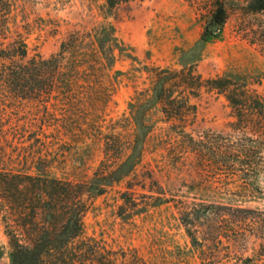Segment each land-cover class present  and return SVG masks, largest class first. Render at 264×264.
I'll return each mask as SVG.
<instances>
[{"label":"rangeland","instance_id":"rangeland-1","mask_svg":"<svg viewBox=\"0 0 264 264\" xmlns=\"http://www.w3.org/2000/svg\"><path fill=\"white\" fill-rule=\"evenodd\" d=\"M6 1L29 56L78 42L48 98H1L0 180L10 177L0 191V264H10L9 232L44 220L15 176L36 175L41 158L49 177L89 183L100 162L114 170L131 154L138 126L147 135L133 166L101 195L83 196L79 240L96 262L199 264L184 224L200 204L264 210V11L218 0L226 20L212 31L217 0ZM217 77L240 107L208 88ZM159 80L167 115L154 95Z\"/></svg>","mask_w":264,"mask_h":264},{"label":"trees","instance_id":"trees-1","mask_svg":"<svg viewBox=\"0 0 264 264\" xmlns=\"http://www.w3.org/2000/svg\"><path fill=\"white\" fill-rule=\"evenodd\" d=\"M129 1L133 0H106L110 8ZM247 9L253 13L264 11V0H249ZM225 20V7L217 0L210 22L221 26ZM12 25L9 4L0 0V104L1 98L13 102L48 98L55 84L64 80L62 61L66 54L76 53L78 39L73 37L70 43L64 42L58 54L50 58L29 56L23 35ZM159 81L160 84L154 87V95L167 115L166 99L163 98L165 88ZM206 83L210 90L223 95L230 104L241 106L228 92V80L217 77ZM137 132L138 139L131 147V154L114 170L109 169L108 160L100 162L89 183L74 185L49 177L41 168V158L35 162L36 175L15 176L25 180L19 184L18 190L26 202L35 200L39 203V213L44 220L39 218V221L23 223L20 236L16 231L9 232L10 264H114L109 258L96 262L98 252L79 240L86 209L83 196L101 195L106 186L127 172L126 167L133 166L141 154L139 138L147 135L139 126ZM1 177L0 191L8 192L10 176L2 174ZM191 215V222L184 225L199 264H264V210L216 202L200 204ZM57 216L62 219L58 227L55 225Z\"/></svg>","mask_w":264,"mask_h":264},{"label":"water","instance_id":"water-1","mask_svg":"<svg viewBox=\"0 0 264 264\" xmlns=\"http://www.w3.org/2000/svg\"><path fill=\"white\" fill-rule=\"evenodd\" d=\"M217 29V26L216 25H213L212 27H211V30L212 31H215Z\"/></svg>","mask_w":264,"mask_h":264}]
</instances>
